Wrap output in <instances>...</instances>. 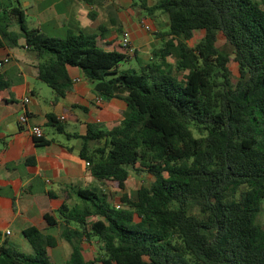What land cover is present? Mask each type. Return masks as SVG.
Masks as SVG:
<instances>
[{
	"label": "trees",
	"instance_id": "trees-1",
	"mask_svg": "<svg viewBox=\"0 0 264 264\" xmlns=\"http://www.w3.org/2000/svg\"><path fill=\"white\" fill-rule=\"evenodd\" d=\"M131 8L166 14L168 29L150 60L130 68H120L130 56L109 48L105 26L57 38L29 29L17 7L0 15V46L23 37L55 99L70 87L72 66L96 96L124 105L118 122L88 124L79 136L98 186L76 189V204L44 215L57 236L23 229L31 252L0 232V264H57L48 248L60 239L71 246L61 264H264V0H131ZM13 19L19 32L9 29ZM196 30L203 34L191 44ZM141 172L153 181L131 195L128 178ZM105 188L122 191L116 202ZM84 240L97 245L91 258Z\"/></svg>",
	"mask_w": 264,
	"mask_h": 264
},
{
	"label": "crops",
	"instance_id": "crops-1",
	"mask_svg": "<svg viewBox=\"0 0 264 264\" xmlns=\"http://www.w3.org/2000/svg\"><path fill=\"white\" fill-rule=\"evenodd\" d=\"M154 2L148 0L149 4ZM12 7L20 9L29 29L51 37L97 33L105 26L102 33L110 43L109 48L121 50V32L128 30L136 62L144 61L147 52L161 42L158 33L168 27L164 13L161 24L139 10L134 15L133 8L130 12L131 0H100L97 4L83 0H0V15ZM142 21L150 25V33L142 28ZM9 29L19 32L14 19ZM4 57H9V62L0 68V232L9 229L8 244L28 253L31 247L22 235L23 229L34 226L57 236L59 227L50 228L44 215L52 214L61 204H76V189L98 186L79 156L82 145L79 136L86 133L88 124L109 127L118 122L124 105L117 99L103 100L96 96L82 70L72 66L67 68L70 87L63 97L55 99L51 88L37 78L39 57L23 37L17 46L5 43L0 46V60ZM25 97H29V102L23 101ZM22 112L27 114V126L18 122ZM47 114L59 121L62 131L47 124ZM34 125L41 128V137L47 143H35V136L28 130ZM87 243L82 242L84 256ZM60 246L61 253L66 255L64 262L71 246L60 239L51 250ZM90 247L92 253L94 249ZM50 252L48 248L49 255Z\"/></svg>",
	"mask_w": 264,
	"mask_h": 264
},
{
	"label": "rangeland",
	"instance_id": "rangeland-1",
	"mask_svg": "<svg viewBox=\"0 0 264 264\" xmlns=\"http://www.w3.org/2000/svg\"><path fill=\"white\" fill-rule=\"evenodd\" d=\"M133 9H134V11H133L134 13L133 14L135 15V12H136L137 9H135V8H133ZM130 12H132V8H130ZM145 16L146 17H149L148 15H145ZM149 18H151L152 21H154V20L155 21L156 20L157 21H160V24H161V22H163V16H162V14L160 12H156L155 16H152V17H149ZM153 29L155 31L156 27L153 28ZM165 29L167 30L168 27H165ZM145 32L146 33H150L151 31H146L145 30ZM200 35H202V33L200 32V30H196L195 33H194L193 38L190 40V43L191 44H194L195 41L200 37ZM160 44H161V42L159 41L158 44L155 45V47L160 46ZM217 44L219 46H225V44H224V38H223V36L221 34H218V36H217ZM151 56H152V54H151V52L149 50V52H147V55H146V57H145L144 60H146V61L147 60H150V57ZM170 61H173L172 58L170 59ZM135 66H136V61L134 60V57L133 56L132 57L130 56L129 57V61H127L125 63H122L121 66H120V68H130V67H135ZM229 68L231 69V72H232L233 77H237L238 76L237 64L235 62H233V61H230L229 62ZM152 181H153V177L151 175H149V174L142 173V172L139 173V174H133L132 173L129 176V178H128L125 191L128 192L131 195H134L136 189L141 184L148 186ZM104 191L110 195V198L113 199L114 202L117 201L116 199L118 198V196L122 192V191H118V192L110 191V190H107L106 188H105ZM259 219H260V223L264 226V209L262 210ZM91 245L93 246V249H94L92 251V253H91V250H89V248L92 249L90 247ZM87 246H88V248H87V250L85 252V256L86 257H92L94 254H97L98 253L97 252V250H98L97 249V245H96V243L94 244V241H92V243H90V244L87 243ZM17 248L18 249H21V247H17ZM50 251H51L50 252V255L52 256V259L57 264H61L63 262L64 258L66 257V255H64V254L61 253V246L60 247L53 248L52 250L50 248ZM97 264H101V263H97Z\"/></svg>",
	"mask_w": 264,
	"mask_h": 264
},
{
	"label": "built area",
	"instance_id": "built-area-1",
	"mask_svg": "<svg viewBox=\"0 0 264 264\" xmlns=\"http://www.w3.org/2000/svg\"><path fill=\"white\" fill-rule=\"evenodd\" d=\"M141 26L144 30L146 31H150L151 27L148 23H145L144 21L141 22ZM119 47L122 51L126 52L129 56H133L134 52H135V47L131 42V38H130V33L128 30H123L121 32L120 35V39H119ZM7 62H9V57H4L3 59L0 60V68L6 64ZM23 101L25 103L29 102V97H25L23 99ZM18 122L21 125L27 126V115L26 112H22L21 114L18 115ZM28 130L30 132L31 135L35 136V137H39L42 134L41 128L39 126H31L28 127ZM85 164L87 165L88 163L85 162ZM10 234V230L6 229L4 231V233H2L3 237H7Z\"/></svg>",
	"mask_w": 264,
	"mask_h": 264
}]
</instances>
